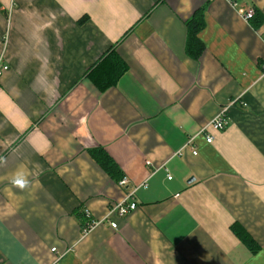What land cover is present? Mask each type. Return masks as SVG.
Returning a JSON list of instances; mask_svg holds the SVG:
<instances>
[{
    "label": "crops",
    "instance_id": "0c3cea01",
    "mask_svg": "<svg viewBox=\"0 0 264 264\" xmlns=\"http://www.w3.org/2000/svg\"><path fill=\"white\" fill-rule=\"evenodd\" d=\"M234 2L0 0V264H264V24L245 19L264 0ZM115 46L129 70L102 92L85 74ZM136 188L137 210L111 213ZM77 208L99 222L85 235Z\"/></svg>",
    "mask_w": 264,
    "mask_h": 264
},
{
    "label": "trees",
    "instance_id": "16d2710c",
    "mask_svg": "<svg viewBox=\"0 0 264 264\" xmlns=\"http://www.w3.org/2000/svg\"><path fill=\"white\" fill-rule=\"evenodd\" d=\"M230 1L234 2L235 0ZM205 10V7L200 8L194 13L193 17L186 22V53L189 57L195 60L200 58L205 49V46L199 37L206 26ZM249 21L255 29H259L264 24V15L259 10L255 9L254 16ZM80 23H82V20ZM116 46L104 54L85 74V77L90 79L102 92L116 86L121 77H123V75L129 70L128 65L118 55ZM90 153L103 171L114 181L119 183L125 177L116 162L103 149H95ZM74 215L79 220L82 232L85 233L89 231V226L94 220L87 217L86 210L83 208H77ZM232 230L241 241L252 250H255L254 241L247 233H244L238 225L232 226Z\"/></svg>",
    "mask_w": 264,
    "mask_h": 264
},
{
    "label": "built area",
    "instance_id": "2783aa9c",
    "mask_svg": "<svg viewBox=\"0 0 264 264\" xmlns=\"http://www.w3.org/2000/svg\"><path fill=\"white\" fill-rule=\"evenodd\" d=\"M254 16V12L253 11H249L245 14V19L246 20H251ZM9 69L8 64L6 63V61L4 60V58H0V77L7 72V70ZM238 102V101H237ZM236 101L232 102V105H234L235 103H237ZM230 117L228 114V107H223L221 108V110L219 111V113L215 116V118L210 122V124L208 126H205L204 128L201 129L200 133L201 134H206L207 133V138L206 141L208 144L213 143L214 138L212 135L208 134V129L211 127L216 131H224L225 129H227L230 125ZM185 148H189L192 151L193 155H197V152L193 146V139H189L186 147ZM169 180H172V177L169 175L168 176ZM128 184V180L126 177H124L119 183V187L124 189V187ZM142 187H147L146 184H144ZM138 188L133 189L131 191H129L126 196L125 199L122 200V202H120L119 204H116L112 210L111 213H116V215L120 218H125L127 217L130 213L134 212L135 210H137L138 205L135 201V193L137 191ZM87 213V217L88 218H92L90 212L86 211ZM109 218L105 221H108ZM99 224L98 221H93L92 224L89 226V231L91 229H93L95 226H97ZM111 227L115 230L118 229V224L115 222H111L110 223ZM89 231L83 233L84 235L87 234ZM53 251H55L53 249Z\"/></svg>",
    "mask_w": 264,
    "mask_h": 264
},
{
    "label": "clouds",
    "instance_id": "9594fccd",
    "mask_svg": "<svg viewBox=\"0 0 264 264\" xmlns=\"http://www.w3.org/2000/svg\"><path fill=\"white\" fill-rule=\"evenodd\" d=\"M13 182L16 183V184H19L21 187L24 186L19 180H14Z\"/></svg>",
    "mask_w": 264,
    "mask_h": 264
},
{
    "label": "water",
    "instance_id": "95a60500",
    "mask_svg": "<svg viewBox=\"0 0 264 264\" xmlns=\"http://www.w3.org/2000/svg\"><path fill=\"white\" fill-rule=\"evenodd\" d=\"M191 181H193V179H192V180H190V182H191Z\"/></svg>",
    "mask_w": 264,
    "mask_h": 264
}]
</instances>
